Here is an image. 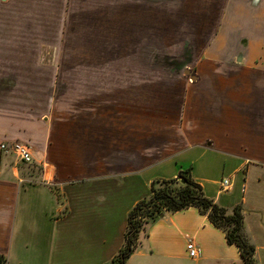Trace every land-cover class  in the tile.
I'll return each instance as SVG.
<instances>
[{
    "label": "rangeland",
    "instance_id": "obj_1",
    "mask_svg": "<svg viewBox=\"0 0 264 264\" xmlns=\"http://www.w3.org/2000/svg\"><path fill=\"white\" fill-rule=\"evenodd\" d=\"M226 4L227 0H0V145H29L31 126L43 125L47 118L62 119L65 109H77L72 104H78V97L81 103L90 98L86 104L91 108L117 105L120 110L126 104L134 113L145 109L151 158L175 135L179 151L195 140L238 145L239 129H248L238 127L242 109L251 107L264 120V72L244 67L237 57L207 58ZM74 8L95 12V38L85 37L86 24L75 20L69 25ZM82 73L97 77L79 78ZM80 87L116 89L76 91ZM14 160L12 155L5 157L11 166ZM246 160L224 156L215 147L195 146L163 158L135 178L132 201L137 206L148 200L154 180L192 167L204 184L232 179L238 196L246 183L245 198L256 211L247 216L249 223L264 224V169L253 167L248 177L242 171L235 174ZM208 187L212 192L221 189L218 184ZM51 194L59 200L49 214L60 217L64 198L57 190ZM31 200L29 215H46L48 192L38 187ZM257 241L262 243L258 237Z\"/></svg>",
    "mask_w": 264,
    "mask_h": 264
},
{
    "label": "crops",
    "instance_id": "obj_2",
    "mask_svg": "<svg viewBox=\"0 0 264 264\" xmlns=\"http://www.w3.org/2000/svg\"><path fill=\"white\" fill-rule=\"evenodd\" d=\"M70 13L73 14L69 25L78 20L86 24L83 28L88 32L85 37H96L95 12L83 13L74 8ZM91 23H94L93 28L88 27ZM207 51L208 59L232 61L235 57L237 60L242 57L240 63L244 67L264 72V0H227L221 24ZM81 77L94 78L97 75L82 73ZM106 89L80 87L76 91L94 90L96 93L95 90L116 88ZM89 99L84 101L87 103ZM76 100L78 104H72V107L77 109H65L62 119L47 118L43 125L37 123L29 128V138L26 139L33 149L32 164H22L12 156L16 162L11 166L5 161L9 155L0 153V253L6 255L8 264L16 261L25 264L24 260L29 264H111L125 247L127 221L137 204L133 203L131 196L135 190L134 179L163 158L176 157L195 146L215 147L224 156L235 159L246 157L248 160L239 165L235 174L242 171L248 177L253 167L264 169V120L251 107L240 112L242 118L238 127L248 129L243 133L239 129L238 145L218 144L216 140L205 144L195 140L194 145L179 151L180 140L175 135L168 146L162 145L151 158L145 109L142 108L143 113H134L126 104L120 110L117 105L113 109L110 106L91 108L81 103L80 97ZM95 110L98 111L93 112ZM163 142L161 139V144ZM192 170L191 167L192 179L203 187L205 195L226 209L228 214H233L237 207L242 209L246 222L242 233L256 249L255 260L257 258L259 264H264V224L255 220L253 227L249 223L247 216L256 215V211L250 205L251 201L245 198L246 183L238 196L235 183L232 191L223 192L220 182L207 180L204 184ZM178 176L173 172L171 177L161 180ZM244 181L247 182V178ZM28 184L30 187H25ZM210 184H218L221 189L212 192L208 187ZM38 187L48 192L49 203L43 205V209L47 207L46 215L35 217L29 212L31 198ZM22 190H25L24 198ZM54 190L64 198L60 205L64 214L61 213L60 217L49 214V208L59 200L51 194ZM240 194L243 195L241 200ZM228 203L233 207L229 208ZM190 241L201 249V255L196 259L189 256ZM127 264L245 263L239 247L229 244L226 232L216 227L198 208L189 207L174 213L166 212L150 222L140 233L139 245Z\"/></svg>",
    "mask_w": 264,
    "mask_h": 264
},
{
    "label": "trees",
    "instance_id": "obj_3",
    "mask_svg": "<svg viewBox=\"0 0 264 264\" xmlns=\"http://www.w3.org/2000/svg\"><path fill=\"white\" fill-rule=\"evenodd\" d=\"M189 207L198 208L210 221L227 234L229 244L237 245L245 264H256V249L243 235L244 215L240 207L233 214L209 199L203 187L191 177V168L181 171L178 178L157 179L152 183L151 197L140 202L130 213L126 232V244L111 264H127V260L139 245V235L150 222L166 212L174 213ZM144 221V222H143ZM0 264H8L6 255L0 253Z\"/></svg>",
    "mask_w": 264,
    "mask_h": 264
},
{
    "label": "built area",
    "instance_id": "obj_4",
    "mask_svg": "<svg viewBox=\"0 0 264 264\" xmlns=\"http://www.w3.org/2000/svg\"><path fill=\"white\" fill-rule=\"evenodd\" d=\"M1 151L5 155H12L21 163L30 165L34 161L33 149L30 145L25 143H11L0 145ZM223 192H230L233 189V180L224 179L221 182ZM189 256L192 259H196L201 255V249L193 242L190 241L188 244Z\"/></svg>",
    "mask_w": 264,
    "mask_h": 264
},
{
    "label": "water",
    "instance_id": "obj_5",
    "mask_svg": "<svg viewBox=\"0 0 264 264\" xmlns=\"http://www.w3.org/2000/svg\"><path fill=\"white\" fill-rule=\"evenodd\" d=\"M238 62H242V57H239V58H238ZM186 74H187V75H189V74H190V72H189V71H186ZM194 80H196V78H195V77H194Z\"/></svg>",
    "mask_w": 264,
    "mask_h": 264
}]
</instances>
